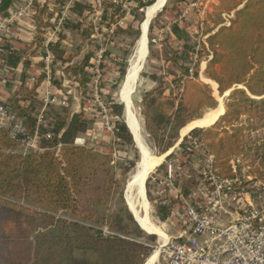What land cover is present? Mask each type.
<instances>
[{"label": "trees", "instance_id": "16d2710c", "mask_svg": "<svg viewBox=\"0 0 264 264\" xmlns=\"http://www.w3.org/2000/svg\"><path fill=\"white\" fill-rule=\"evenodd\" d=\"M14 1L0 0L1 16H7ZM130 1L134 7L129 15L136 22V30L130 25L125 29L118 28L116 34L130 33V46H133L145 9L155 0ZM168 1L175 7L184 2ZM216 1L212 12L201 19V36H207L204 41L199 42L193 33L178 23H172L166 32V38L179 44L172 53H166L170 54L166 60L178 67V72L168 73L178 90L164 95L163 77L149 76L157 86L146 91L141 99L144 128L162 155L173 147L181 128L200 119L204 110L217 107L209 86L197 80V73L189 74L184 62L192 56L198 62L211 55L203 73L217 85L219 96L229 92L225 113L211 126L192 130L189 137L212 156L213 169L219 177H231L230 161L238 158L251 165L254 170L251 173L264 182V0ZM65 2L55 0L60 10L65 7ZM109 9H114L111 16ZM68 10L82 18L86 12L91 13L92 8L89 4L73 2ZM166 10L168 7L165 6L161 12ZM230 13L233 17L224 26L221 15ZM116 14L119 18L126 15L121 5H107L100 24L109 28ZM50 18L46 5L36 8L33 14L35 29L38 31L45 26ZM154 19L147 33L149 53ZM63 21V29L80 30V25L70 18ZM80 35L87 37L86 31ZM37 41L39 38L33 44ZM59 45V42L50 45L54 64L67 62ZM2 51L1 62L9 68L16 69L19 64L26 68L29 64L7 41ZM92 56L93 53H88L71 69L74 80L80 85H85L88 80L87 69ZM121 66L120 82L126 72L124 61ZM42 81L43 76L32 90L16 92L10 104L3 105L23 119L26 133L11 137L0 129V264H144L156 246V237L144 233L133 220L115 171L121 170L125 177L137 162L132 136L122 119V105L109 100L114 120V144L134 153L133 159L126 161L128 167L116 168L111 156L75 144L92 124L83 110L64 109L62 115L54 114L50 129L48 126L38 129L39 148L21 152V140L32 137L36 130V120L31 114L42 106L35 93ZM53 84L58 86L55 81ZM241 117H245L244 124ZM46 134L50 135L49 139L42 137ZM191 141L186 146L187 137L184 138L179 149L185 148V152L193 154ZM152 178L146 182L147 196ZM115 197L120 206L111 211L110 204ZM156 209L161 221L168 219V206L156 203ZM104 227L107 233L103 232Z\"/></svg>", "mask_w": 264, "mask_h": 264}, {"label": "rangeland", "instance_id": "374dc122", "mask_svg": "<svg viewBox=\"0 0 264 264\" xmlns=\"http://www.w3.org/2000/svg\"><path fill=\"white\" fill-rule=\"evenodd\" d=\"M206 1L208 0H184L182 4L175 7L171 1L167 0L165 6L168 7V10L161 12V15L157 19L153 20L152 32L149 35V38H152L150 53V39H148L147 36V57L140 73L139 81L136 84V89L134 93L131 94L130 100L133 104L134 112L136 111L135 113L138 125L142 130V136L144 137H142L144 139L143 142L147 145L149 152L154 156H160V153L157 151L152 137L144 128V121L141 116L142 96L146 91H149L157 86L156 83L149 79V76L151 75L163 77V81L165 82L164 95H168L170 91L173 93L177 92L178 89L171 83L172 77H170L168 73L171 71L178 72V67L175 65L176 63L172 61L168 62L166 60L170 57V54L166 53H172L179 46V44H177V42L174 40L166 38V32L169 30V27L172 23H178L182 26L184 22L186 28L197 37L199 42L204 41L207 36H201V19L204 14L211 13L212 7L217 4L208 3L207 8H205L204 5L206 4ZM73 2L89 4L92 8L91 13L86 12L82 18H77L70 14L68 8ZM109 4H113L114 6L121 5V9L125 11L126 15L123 18H119L116 14L113 23L109 28H107L106 24H100V17L103 10L106 9L107 5ZM192 4H195L196 6L191 7ZM44 5H46L47 15L51 16L45 26L40 28L38 31L36 29L33 31L31 30L32 32L30 36L28 35L30 30H25V37H22V40H18V32L15 30L14 35V31H12L13 29L11 28V22H9L8 27L13 32V36L8 35L2 36L0 38L1 53L3 52L2 50L3 46L5 45V41H7V43L11 45V49L18 53H22L23 60L29 63L26 68H23L22 65L19 64L16 69H12L5 66L0 59V105H9L10 100H12L14 94L18 91L26 92L32 90L38 79L43 76L44 85L41 93H43V91L46 89L47 82L49 81V85L58 89L62 96L66 98L67 105L63 107L50 104L44 108V119L49 129L52 127L54 114L62 115L64 109L75 111V109H77V105H79L78 110H83L85 117L90 120L92 124L87 131L88 135H80L78 137L79 140H75V144L78 146L85 145L88 149L91 148L95 152L111 156L113 164L116 168L119 166L128 167V162L126 161L129 159L132 160L134 153L133 151H130V149L128 150L125 147L114 144V120L110 114L109 100L111 99V101H116L118 103L122 101L119 91H121L124 78L121 82L119 81V71L122 67L121 64L123 61L125 62L127 71L129 62L134 54L136 42L140 36V26L143 21L138 25L137 31L139 34L135 41H133V46H130V43L132 42L130 33L116 34L118 28L125 29L130 25H133L134 29L136 30V22L134 23L132 16L129 15L130 9L134 7V4L130 0H67L65 2V7L61 10L60 7L55 4V0H16L7 11V16L0 15V21L4 18L10 19L9 16H16L15 18L17 19L19 12H22L21 17H23L25 14L33 15L36 8L40 9ZM208 9H210V11H208ZM107 11L111 16L114 9H109ZM232 17V13L222 14L221 18L223 20V25L227 26L229 24L228 20ZM69 18L72 20V22L78 23L80 25L79 31L63 29V20ZM83 31H86L87 33V37L85 38L80 35V33ZM26 38L30 39L26 40ZM36 38H39V41H37L36 44H33V41L36 40ZM58 42L60 43L58 49L64 51V58L67 60V62L64 64L59 62L57 64L53 63L50 45H54ZM90 52L93 53V56L89 61L90 67L87 69L89 73L88 80L85 85H80L74 80L75 76L71 69L75 65L81 63L84 56ZM99 54H101V59L97 65V71L99 75L97 78L95 68H93L91 64L95 62ZM43 55H45L44 58H42ZM47 56L50 57L49 60H46ZM210 58L211 55L205 56L196 62L197 60H195V56H192L190 60L184 62L185 66L189 69V74L193 75L194 73H197V80L209 86L213 96L217 101V106L222 105L224 108V114L226 97L229 93L227 92L228 94L225 93L222 96H219L218 93H216V84L213 81L211 82V80L207 79L203 73L207 61ZM53 81H55L58 86L53 84ZM210 82L215 84V89L213 88L212 84H210ZM28 87L31 89H28ZM51 87L49 86V88H47L50 89ZM35 93L37 95V92ZM60 97L61 96H57V98ZM44 98L40 99L37 95V99L41 102L42 106L33 111L31 114L33 118H35L38 113L42 111L44 107V102H42V100ZM102 107L105 108L106 112L105 110L104 112L102 111ZM78 110L77 112H79ZM210 110L212 109L204 110L200 118H203V116ZM122 119L124 121L123 106ZM240 120L242 121V124L245 123V117H241ZM189 130L190 129L186 130L185 134ZM179 132L178 138H176L173 147L168 150L171 152V157L167 160L164 159L161 165L150 174L149 178L151 176H161L164 172L165 164L173 162L175 169L183 173V176L179 178L174 183V185H179V187L182 188V192H184L198 180L197 177L204 169V160L208 154L205 152L203 146L199 145L197 142L196 145L192 144L194 152L193 154L185 152V148L179 149ZM189 134L190 133L183 137V139L187 137V142H185L186 146L188 143H190L189 141H191ZM134 147L136 150L135 155L137 156V162L135 166L129 169L125 177L122 176L121 170H115L116 178L120 182V186L123 191L129 177L134 173L136 165L139 161V154L135 144ZM19 150L21 152H26L28 149L26 150L24 147L19 146ZM231 164L234 166L237 173L252 179H256L253 173H251L253 167L248 163L246 164L245 162L240 161L238 158H233L230 161V167ZM158 169L159 172L156 173ZM157 189L158 187L155 186L152 179H150V182L148 183L149 196H147L145 184V201H147V213L151 222L156 227L161 228V230L164 232L167 241L168 237L175 236L182 228L180 219L183 215V203L179 201V198H176V191L166 192L165 196L160 198L155 196ZM156 203L166 205L170 208V215L167 220L161 221L157 217ZM119 206L120 204L117 200V197H115L110 204V209L111 211H116ZM58 217L62 216L58 215ZM64 218L66 217L64 216ZM102 229L104 233L108 232L107 228L104 227ZM144 231L145 230H143V232ZM144 233L148 235H155L146 231ZM155 237L157 244L151 254L157 251L158 260L156 264H165L158 250V245L163 243L160 242V239L157 235H155Z\"/></svg>", "mask_w": 264, "mask_h": 264}, {"label": "built area", "instance_id": "2783aa9c", "mask_svg": "<svg viewBox=\"0 0 264 264\" xmlns=\"http://www.w3.org/2000/svg\"><path fill=\"white\" fill-rule=\"evenodd\" d=\"M9 22L8 18L0 21V38L13 36ZM49 59L47 56L46 60ZM100 59L101 54L91 64L97 78ZM43 102L42 111L35 117L34 135L20 142L26 150H37L40 146L38 129L47 128L44 108L50 104L66 106V98L56 101L49 95ZM0 129L11 137L26 133L23 119L3 105H0ZM42 137L49 139L50 135ZM192 144L196 145L194 141ZM212 163V156L207 155L198 180L184 192L174 185L183 173L175 169L173 162L165 164L161 176L152 178L158 187L155 196L161 198L166 192L176 191V198L183 203L182 228L166 243L158 245L160 256L165 264H264V183L237 173L232 164V176L221 178Z\"/></svg>", "mask_w": 264, "mask_h": 264}, {"label": "bare ground", "instance_id": "6f19581e", "mask_svg": "<svg viewBox=\"0 0 264 264\" xmlns=\"http://www.w3.org/2000/svg\"><path fill=\"white\" fill-rule=\"evenodd\" d=\"M156 1L157 0H155V3H153V5L147 7L145 10L146 21L143 22L144 23L143 32L141 31V27H140V34L141 35H140V38L138 39V42L136 44L133 58L131 60L129 59L130 62H129V67L127 69L128 73H127V76H126V78L123 82L122 88H121V90L123 92V95L121 98H122L123 102H125V108H126V110H125V114H126L125 121H126L127 125L130 127L134 137L140 143L139 148H141V150H143L142 151L143 153L146 152L149 154H151V153L149 152L147 145L143 142L144 137L142 136V130H141L140 126L138 125V123L136 122L135 112H134L132 104L130 103V101L128 99V98H130L128 95L130 92H133L134 88L136 87V82L138 81L137 77H138L139 71L141 69V62H142L144 56L146 55V51H145V47H146L145 35H146V33H145V31H146V28L148 25V20H150L154 16L158 6L161 4V2L163 0H158L157 2ZM165 2H166V0H164V4H165ZM210 84H212L213 88L215 89V84L211 83V82H210ZM223 111H224V108L222 107V105L217 106L215 109L207 112L203 116V118H201L200 120H196V121H193L190 124H188L181 131V135L184 134L186 130H188L192 127H208V126H210L212 123H214V121L217 119V117L223 113ZM136 144H137V142H136ZM138 151L140 152V149H138ZM163 159H164L163 156L157 157V156L151 155L149 161L148 162L146 161L147 164L145 165V163H143L144 160L142 159V154H141V164L143 163L144 166L140 164L141 166H139V168H138V173H137V171L135 172L137 174L132 178L133 181L131 182V185H130L131 186L130 187L131 192L130 193L128 192L126 194V198H127L126 200H128V202H129V203L127 202L128 208L130 209L131 213L135 216V219L139 223V225L143 229H147L149 231L156 233L160 239V242L164 244V241H165L164 238L165 237H164L162 230L160 228L156 227L151 222V220L149 219V217L146 213V211H147L146 210V203L144 200L145 195H144V190L142 187L146 172L151 170V167H156V166L160 165L162 163ZM139 177H141V179ZM134 189H136L135 194L133 191ZM140 199H143V200L141 201ZM165 243H166V241H165ZM157 260H158V252L155 251L146 260L145 264H156Z\"/></svg>", "mask_w": 264, "mask_h": 264}, {"label": "crops", "instance_id": "0c3cea01", "mask_svg": "<svg viewBox=\"0 0 264 264\" xmlns=\"http://www.w3.org/2000/svg\"><path fill=\"white\" fill-rule=\"evenodd\" d=\"M158 1V0H157ZM156 1V2H157ZM154 3H155V1H154ZM166 3H167V1H166ZM166 3H165V5H166ZM208 3H211V4H216L217 3V1L216 0H208V1H206V4L204 5L205 6V8H207V5H208ZM185 4V3H184ZM153 5V4H152ZM162 5L165 7V5H164V0L161 2V4L158 6V8H157V10H156V12H155V14L157 13H160L162 10H163V8L160 10V8L162 7ZM151 6V5H150ZM146 10V9H145ZM160 10V11H159ZM188 10V9H187ZM159 11V12H158ZM208 11H210V9H208ZM154 14V15H155ZM157 14H156V16H157ZM22 16V15H21ZM21 16H17L18 18L16 19L15 17L16 16H9L10 17V22H11V28L13 29V31H14V35H15V30H17V32H18V35H19V39L18 40H22L21 38L22 37H25V33H26V31L25 30H30L29 32H28V35L30 36V34H31V32L35 29V22H34V19H33V15H27V14H25L23 17H21ZM155 16V17H156ZM20 17H21V19H20ZM154 17V18H155ZM153 17L151 18V20L152 19H154ZM20 20H21V22H20ZM151 20H150V22H151ZM146 21V17H145V12H144V22ZM149 21V20H148ZM150 22H149V24H150ZM181 23V22H180ZM143 25H144V23L142 24V26H141V31L143 32ZM181 26V25H180ZM181 27H185L186 28V26H185V24H184V22H183V25L181 26ZM148 28H149V26H148ZM32 30V31H31ZM148 32V31H147ZM145 33H146V31H145ZM24 35V36H23ZM145 35V34H144ZM146 36V35H145ZM30 38H26V40H29ZM145 40H146V38H145ZM146 44V43H145ZM145 51H146V47H145ZM42 58H44V57H42ZM137 80H138V78H137ZM206 81H209V80H206ZM212 82V81H211ZM50 83H48L47 82V87L49 88V86L51 87V85H49ZM37 85V83L35 84V86ZM43 85H44V82L42 81L40 84H39V86L36 88V92H37V95H38V98H44V93H45V98H46V96L47 95H49V96H51V97H55L56 98V101H59L60 100V98L61 99H63L64 97L62 96V94H61V92L58 90V89H56V88H54V87H51L50 89H48L47 87H46V89L43 91V93H41V90H42V88H43ZM34 86V87H35ZM26 88V87H25ZM122 88V87H121ZM28 89H31L30 87H28ZM134 91V90H133ZM133 92H130L129 93V97H131V94H132ZM216 93H217V85H216ZM47 94V95H46ZM120 95H121V97H122V95H123V92H122V90L120 91ZM57 96H61L60 98H57ZM44 98V99H45ZM43 99V100H44ZM129 99V101H130V103L132 104V102H131V100H130V98H128ZM43 100H42V102H43ZM121 100H122V98H121ZM123 101V100H122ZM124 103V105H125V102H123ZM54 105H56V106H59V105H57V104H54ZM67 106V105H66ZM132 106H133V104H132ZM78 108H79V105H77V109H75V111L74 112H77V110H78ZM215 109V108H214ZM213 110V109H212ZM79 111V110H78ZM136 112V111H135ZM223 114V113H222ZM221 114V115H222ZM221 115H219V117L221 116ZM135 117H136V113H135ZM219 117H217V119L219 118ZM136 119V118H135ZM201 119V118H200ZM200 119H197V120H200ZM217 119L214 121V123L217 121ZM194 121H196V120H194ZM136 122H137V119H136ZM193 122V121H192ZM138 123V122H137ZM191 123V122H190ZM190 123H188V124H190ZM214 123H212V124H214ZM187 124V125H188ZM211 124V125H212ZM187 125H185V126H187ZM210 125V126H211ZM184 126V127H185ZM129 127V126H128ZM184 127L183 128H181L180 129V132H179V136H180V138H182V137H184V136H186L188 133H190V131H192V130H194V129H197V128H205V127H192V128H190V130L185 134H183V135H181V130H183L184 129ZM209 127V126H208ZM129 130H130V132L132 133V131H131V129H130V127H129ZM85 134H87V132L85 133ZM133 134V133H132ZM88 135V134H87ZM134 136V135H133ZM136 138L134 137V140H135ZM77 140V139H76ZM78 140H79V138H78ZM83 141V140H82ZM136 142H137V146H138V149H140V152H141V154H142V159L144 160L143 161V163H145V165L147 164L146 163V161L148 162L149 161V159H150V156L152 155V154H149V153H143L142 151L143 150H141V148H139L140 147V143L137 141V139L135 140ZM146 154V155H145ZM165 153L164 154H162V155H160V156H163L164 157V159H166L165 158ZM157 157H159V156H157ZM146 158V159H145ZM163 159V160H164ZM163 162V161H162ZM141 164V165H143L144 166V164ZM140 165V166H141ZM161 165V164H160ZM160 165H158V166H156V167H151V170H149L148 172H146V174H145V178H144V180L146 179V177H147V175H148V173H152V171L154 170V169H156V168H158ZM139 168V167H138ZM138 168H137V173H138ZM137 173H135V175L137 174ZM140 179H141V177H139ZM138 178V179H139ZM139 179V180H140ZM144 180H143V182H144ZM134 194H135V192H134ZM127 199V198H126ZM139 199V198H138ZM146 198L144 197V200H145ZM141 201L143 200V199H140ZM127 202H128V200H127ZM147 201H145V203H146ZM129 203V202H128ZM147 204V203H146ZM130 205V204H129ZM146 210H147V205H146ZM146 213H147V211H146ZM147 215H148V213H147ZM134 216V215H133ZM149 217V216H148ZM150 219V218H149ZM134 220L136 221V219H135V216H134ZM136 223L138 224V226H140L139 225V223L136 221ZM140 228H142V227H140ZM143 229V228H142ZM161 229V228H160ZM143 230H145V231H147V232H150V233H153V234H155V235H157L156 233H154V232H152V231H149V230H147V229H143ZM163 232V231H162ZM163 234H164V232H163ZM158 236V235H157ZM164 239H165V241H166V235L164 234ZM172 237V236H171ZM170 237H168V239H169ZM167 239V240H168ZM164 241V242H165ZM157 244V243H156ZM152 255V254H151ZM150 255V256H151ZM149 256V257H150ZM148 257V258H149ZM147 258V259H148ZM146 262V261H145ZM145 264V263H144Z\"/></svg>", "mask_w": 264, "mask_h": 264}, {"label": "water", "instance_id": "95a60500", "mask_svg": "<svg viewBox=\"0 0 264 264\" xmlns=\"http://www.w3.org/2000/svg\"><path fill=\"white\" fill-rule=\"evenodd\" d=\"M167 1V0H166ZM166 3V2H165ZM165 5V4H164ZM164 6H162V8H163ZM161 8V9H162ZM160 9V10H161ZM157 14V13H156ZM156 14L153 16V18L156 16ZM151 20V19H150ZM150 20L148 21V25H147V28H146V36H145V38H146V55L144 56V58H143V60H142V62H141V69H140V71H139V74H138V81H139V76H140V73H141V71H142V69H143V66H144V62H145V59H146V57H147V52H148V50H147V31H148V26H149V22H150ZM143 22H144V20H143ZM143 22L141 23V25L143 24ZM141 27V26H140ZM141 35V34H140ZM139 38H140V36H139ZM138 38V39H139ZM137 42H138V40H137ZM137 42H136V44H137ZM136 47V46H135ZM135 50V49H134ZM134 55V54H133ZM132 58H133V56H132ZM131 58V59H132ZM128 67H129V65H128ZM128 69V68H127ZM127 73H128V71L126 72V74H125V76H124V80H125V78H126V76H127ZM124 80H123V82H124ZM137 81V82H138ZM137 82H136V84H137ZM123 85V84H122ZM122 87V86H121ZM135 89H136V87L134 88V91H135ZM134 91H133V93H134ZM119 93H120V91H119ZM132 93V94H133ZM229 93V92H228ZM227 93V94H228ZM119 100H120V97H119ZM120 103L122 104V106H123V117H124V123H125V125H126V127L128 128V130H129V127H128V125H127V123H126V121H125V118H126V114H125V110H126V108H125V105H124V103L122 102V101H120ZM218 120V119H217ZM129 132H130V130H129ZM130 134H131V136H132V140H133V142H134V144H135V146H136V148H137V150H138V147H137V145H136V142H135V140H134V136H133V134L130 132ZM141 137V136H140ZM183 141V137L182 138H180V140L178 141V145L181 143ZM138 156H139V161H138V163H137V165H136V168H135V171H134V173L136 172V170H137V168L140 166V164H141V153L138 151ZM171 154V152H167L164 156H165V158H167L169 155ZM155 170V169H154ZM153 170V171H154ZM152 171V172H153ZM132 174L130 177H129V179H128V181H127V183H126V185H125V188H124V191H123V198H124V201H125V203H126V206H127V208H128V203H127V200H126V194L129 192H131V190H130V185H131V182L133 181V177L135 176V174ZM150 174H151V172L150 173H148V175H147V177H146V179L144 180V182H143V190H144V195H145V198H146V193H145V184H146V182H147V180L149 179V176H150ZM135 193H136V189H134L133 190ZM128 211L131 213V211H130V209L128 208ZM131 215H132V217H133V214L131 213ZM133 220H134V217H133ZM135 221V220H134ZM135 223H136V221H135ZM141 229V228H140ZM142 230V229H141ZM143 231V230H142Z\"/></svg>", "mask_w": 264, "mask_h": 264}]
</instances>
